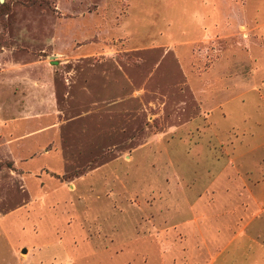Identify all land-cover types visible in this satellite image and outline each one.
I'll list each match as a JSON object with an SVG mask.
<instances>
[{"label":"rangeland","instance_id":"1","mask_svg":"<svg viewBox=\"0 0 264 264\" xmlns=\"http://www.w3.org/2000/svg\"><path fill=\"white\" fill-rule=\"evenodd\" d=\"M2 3L0 264H264V0Z\"/></svg>","mask_w":264,"mask_h":264},{"label":"crops","instance_id":"2","mask_svg":"<svg viewBox=\"0 0 264 264\" xmlns=\"http://www.w3.org/2000/svg\"><path fill=\"white\" fill-rule=\"evenodd\" d=\"M23 250V249H22ZM26 250V249H25ZM30 251H28V253H29ZM60 258L62 259V260H65L66 261V263H63V264H73V262H72V260L71 259H69V258H65V259H63L61 256H60Z\"/></svg>","mask_w":264,"mask_h":264},{"label":"trees","instance_id":"3","mask_svg":"<svg viewBox=\"0 0 264 264\" xmlns=\"http://www.w3.org/2000/svg\"><path fill=\"white\" fill-rule=\"evenodd\" d=\"M4 8H5V5H4V3H2L1 5H0V12H2L3 10H4ZM2 10V11H1Z\"/></svg>","mask_w":264,"mask_h":264},{"label":"water","instance_id":"4","mask_svg":"<svg viewBox=\"0 0 264 264\" xmlns=\"http://www.w3.org/2000/svg\"><path fill=\"white\" fill-rule=\"evenodd\" d=\"M0 2L2 3V2H3V0H0ZM22 253H26V250H25V249H23V250H22Z\"/></svg>","mask_w":264,"mask_h":264}]
</instances>
